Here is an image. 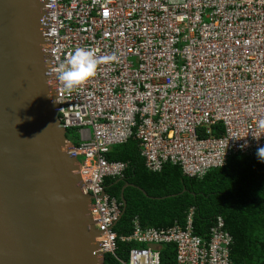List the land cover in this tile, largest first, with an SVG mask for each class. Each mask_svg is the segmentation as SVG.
Masks as SVG:
<instances>
[{
    "label": "built area",
    "instance_id": "obj_1",
    "mask_svg": "<svg viewBox=\"0 0 264 264\" xmlns=\"http://www.w3.org/2000/svg\"><path fill=\"white\" fill-rule=\"evenodd\" d=\"M44 37L60 108L74 131L81 184L92 196L99 253L119 264H161L173 245L175 264H232V235L217 217L206 236L195 233L196 207L184 223L115 231L123 202L110 197L107 177L124 179L128 163L109 161L136 139L146 167L171 163L191 178L223 168L234 155L264 147V0H46ZM77 48L118 59L66 91L56 69ZM136 243L127 258L119 241ZM104 255V256H103Z\"/></svg>",
    "mask_w": 264,
    "mask_h": 264
},
{
    "label": "water",
    "instance_id": "obj_2",
    "mask_svg": "<svg viewBox=\"0 0 264 264\" xmlns=\"http://www.w3.org/2000/svg\"><path fill=\"white\" fill-rule=\"evenodd\" d=\"M47 7L0 0V264H105L92 196L60 124Z\"/></svg>",
    "mask_w": 264,
    "mask_h": 264
},
{
    "label": "trees",
    "instance_id": "obj_3",
    "mask_svg": "<svg viewBox=\"0 0 264 264\" xmlns=\"http://www.w3.org/2000/svg\"><path fill=\"white\" fill-rule=\"evenodd\" d=\"M78 145L74 131L66 134ZM109 161L128 163L124 179H104L106 192L122 202L125 183L126 211L114 228L119 236L133 232L138 218L143 227L167 228L184 223L191 207H196L195 233L206 236L217 217H222L233 237L232 264H264V162L257 155H234L223 168L210 170L203 178H191L181 167L167 163L160 172L148 170L136 139L115 146L107 155ZM144 190L147 195L143 193ZM117 255L127 258L136 243L118 242ZM173 245L162 249L161 264H175ZM105 264H119L111 255Z\"/></svg>",
    "mask_w": 264,
    "mask_h": 264
},
{
    "label": "clouds",
    "instance_id": "obj_4",
    "mask_svg": "<svg viewBox=\"0 0 264 264\" xmlns=\"http://www.w3.org/2000/svg\"><path fill=\"white\" fill-rule=\"evenodd\" d=\"M117 59L115 54L98 56L91 49L77 48L66 63L56 69L58 80L66 91L71 92L94 78L102 63L113 62ZM260 127L264 128V121L260 122ZM256 154L264 162V147H259Z\"/></svg>",
    "mask_w": 264,
    "mask_h": 264
},
{
    "label": "rangeland",
    "instance_id": "obj_5",
    "mask_svg": "<svg viewBox=\"0 0 264 264\" xmlns=\"http://www.w3.org/2000/svg\"><path fill=\"white\" fill-rule=\"evenodd\" d=\"M70 138H71L70 141L74 140L73 137H72L71 135H70ZM74 141H75V140H74ZM72 143H73V142H72Z\"/></svg>",
    "mask_w": 264,
    "mask_h": 264
},
{
    "label": "bare ground",
    "instance_id": "obj_6",
    "mask_svg": "<svg viewBox=\"0 0 264 264\" xmlns=\"http://www.w3.org/2000/svg\"><path fill=\"white\" fill-rule=\"evenodd\" d=\"M98 240V242H100V239H97Z\"/></svg>",
    "mask_w": 264,
    "mask_h": 264
}]
</instances>
